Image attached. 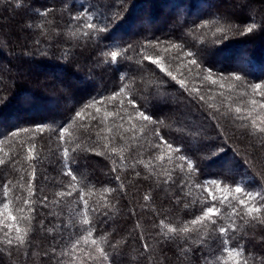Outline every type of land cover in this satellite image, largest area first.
<instances>
[{
  "label": "trees",
  "instance_id": "obj_1",
  "mask_svg": "<svg viewBox=\"0 0 264 264\" xmlns=\"http://www.w3.org/2000/svg\"><path fill=\"white\" fill-rule=\"evenodd\" d=\"M241 1L244 5L234 0H18L19 7L0 3V62L9 60L8 81L0 82V160L4 161L0 164V241L9 230L15 237L14 226H29V220L19 219L21 216H35L31 223L37 227L41 219L46 228L70 219L77 225L76 235L69 239L68 229L63 241L59 234L30 232L26 238L30 243L17 248L14 240L11 254L8 246L0 242V264H56L45 255L50 252L49 246L54 243L56 256L60 257L61 251L72 248L77 238L79 247L62 258L65 264H109L101 261L98 253H93L95 261L88 257V251L95 247L90 242L92 238L97 240V246L106 249L113 264H182L175 244L158 243L163 238L156 236L160 229L153 225L164 220L163 231L167 232L168 227L177 226V219L186 223L200 214L209 198L199 188L185 187L184 192L191 193L187 201L198 198L201 203L177 209L171 197L181 193L171 181L164 182L167 177L160 172L156 155L165 157L164 168L174 169L171 175L178 182H191L187 162L180 160V155H186L195 165L198 182L222 181L215 190L222 214L230 213L229 202L234 203L242 195L235 193L236 186L252 192L264 189V134L252 127L253 119L259 126L264 116V108L260 107L264 104V89L254 92L251 87L264 83V0ZM81 6L95 18L93 23L107 24V32L81 30V25L71 22V16ZM223 6L227 9H220ZM41 12H48L47 17L40 16ZM40 24L42 29L36 27ZM248 28L252 31L248 32ZM84 32H91V36ZM129 45L133 48L126 53L130 59L125 60L121 50ZM112 51L121 53L115 62L111 60ZM105 52L109 55L105 56ZM189 52L194 55L188 56ZM144 56L160 59L165 72L144 60ZM240 58L250 61L244 71L237 70ZM192 59L196 65L189 63ZM169 70L185 81V88L167 76ZM54 73L62 77L46 78ZM236 75L242 79L235 80ZM161 79L165 82L162 85ZM125 85L123 95L109 99ZM128 96L143 105L142 110L164 121L156 125L160 135L181 152L161 144L150 153L139 130L124 131L128 123L115 113L120 111L121 100L127 106ZM173 96L182 102L161 106ZM170 113L180 115L171 117ZM133 123L139 129L142 122ZM120 124L124 128H119ZM151 127L148 126V137H152ZM25 128L27 132L22 131ZM62 128L68 131L60 140ZM152 139L155 143L158 138ZM65 147L78 178L83 174L86 179L72 182L62 175ZM169 156L171 163L167 162ZM150 162L157 166L159 175L146 180L143 177L149 169L145 165ZM136 171L141 173L139 177ZM116 175L121 176L125 187H117ZM45 176L49 179L45 180ZM8 180L12 184L5 199L3 185ZM29 183L35 192L32 197L28 195ZM68 184L73 186L66 187ZM68 191L71 196L58 195ZM145 195L150 199L145 201ZM42 196L48 197L47 207L39 203ZM54 200L58 203L53 204ZM9 202L10 209H4V203ZM93 207L98 211L93 212ZM9 210L18 217L15 222L8 219ZM99 212L108 215H98ZM85 220L91 224H85ZM236 224L247 233L238 240L244 245L239 259L249 258L251 264L254 256L259 262L264 255V225L252 227L240 219ZM188 226L194 234L200 228ZM89 227L93 228V237L85 244L83 236L87 232L81 235V230ZM102 235L107 237V243L101 240ZM145 242L148 252L143 249ZM236 244L233 241L230 245L233 251L238 250ZM217 255L221 257L219 264L224 260L236 264L227 252L218 249Z\"/></svg>",
  "mask_w": 264,
  "mask_h": 264
},
{
  "label": "snow or ice",
  "instance_id": "obj_2",
  "mask_svg": "<svg viewBox=\"0 0 264 264\" xmlns=\"http://www.w3.org/2000/svg\"><path fill=\"white\" fill-rule=\"evenodd\" d=\"M0 3H8L9 6H15L19 7L20 4L18 0H0ZM91 5H89V8ZM243 7V6H242ZM51 11V10H49ZM40 16L47 17L48 12H41L39 13ZM94 17L89 15L88 10L84 8V6H81V8L77 11L76 15L71 16V22H75L78 25H81V30L83 29H90L96 33H105L108 30V25L104 24L103 26H99L95 23ZM28 27H32V25H28ZM38 28H43V25H36ZM248 32L252 31V28L247 29ZM85 36H91V32H84ZM173 47H176V45H173ZM130 48H133L132 45H129L128 48L122 49L121 51L125 53L124 59L128 60L130 57L126 54L128 53V50ZM202 51H204L202 49ZM31 55V52L28 53ZM121 53L117 51H112L110 53L111 60L113 62L117 61L118 56ZM105 56L109 55V53L105 52ZM188 56H193L194 54L192 52L187 53ZM144 60H148L151 64L156 65L159 67L160 72H165V67L161 64V60L158 58H154L152 56H144ZM191 65H196L197 61L195 59H192L189 61ZM250 64V61L246 58H240L238 60V69L239 71H244ZM119 71L120 69L117 68ZM167 76L171 77L172 80L176 81L181 88H185V81L183 79H177L175 75H173L172 71H167ZM207 78H211L210 75ZM242 79L241 76L236 75L235 80L240 81ZM159 83L162 85L165 83L162 79L159 80ZM213 83H216L215 80H213ZM247 87V86H246ZM254 92L260 91L264 89V83H255L251 85ZM127 88V85L121 87L117 93H115L113 96L109 97V99L115 100L117 95H123L125 93V90ZM264 95V92L261 93ZM99 103H103L102 101H98ZM256 101L253 100V104H255ZM92 105H89L91 107ZM261 108H264V104L260 105ZM120 111L116 112V115L120 116L121 120H125L128 123L129 127L124 128L123 124H120L119 128H124L125 132H133L135 133L137 130L141 133V136L144 137L147 141V151L148 152H154L155 150L159 149L161 144H164L167 146L168 149H172L175 152H181V149L174 148V146L164 139L160 135L159 129L156 127V125H162L164 123L163 120H160L156 118L153 114H149L146 110H142L143 105H140L137 103L136 99L132 96H128L127 99V106L124 105L123 100L120 101L119 105ZM130 108L131 111H128L127 109ZM237 112H240V109H236ZM96 112H100V108L96 109ZM123 113V114H121ZM77 115H80V113H77ZM107 115V114H106ZM93 119H96L95 116H93ZM133 121L142 122L139 125V129H137V125L133 123ZM151 127L152 137L158 138L157 142L153 143L152 137L147 136V130L148 126ZM252 127L256 129L257 132L264 134V116L260 117L259 126H257V121L255 119L252 120ZM22 131L27 132L28 129H22ZM67 128H62L59 132V139H64V133L67 132ZM120 136V139H124L123 134L117 133ZM13 135H17V133H13ZM132 139H136L135 136L132 137ZM264 143V141H262ZM78 147V145H77ZM139 147L143 148V145H140ZM72 151H75V148L72 149ZM115 151V150H113ZM97 155H100L99 152L96 153ZM143 153H141L142 155ZM63 158H64V164L61 170V173L63 176L70 177V180L72 182H77L79 180L86 179V177L81 174V176L78 178L76 172L73 170L71 166V157L69 156V149L65 147L63 149ZM123 159V158H121ZM155 160L159 161V169L160 172H162L167 179L164 181L165 183H168L171 181L173 185H175L178 189L181 195L177 196L175 194L172 195L171 199L173 201L174 206L179 209L182 205L183 208L187 209L189 207H195L197 204H200V200L193 199L191 201H187V196H189L191 193H185L184 189L185 187H195L203 190L206 192L207 197L209 198L206 203H204L200 208V214L196 215L191 220L185 222H182L180 219H177L176 227H168L167 232H164L163 229L165 228V221L161 220L159 224H154V229H160L159 231H156V236H160L163 239L158 241V243H163L165 245H172L175 244L177 247L180 255L177 257V259H180L182 261V264H219L221 257L217 255V250L220 249L224 252H227V255L229 258L235 259L236 264H249V258H245L243 261L239 259L243 255L244 251V245L239 244L238 240L243 239L245 236H247V233L244 232V229L242 227L237 226L236 220H244L245 225L251 224L252 227H255L256 225H264V189H261L259 191H248L246 188L241 186H236L234 188L235 193L242 194L240 195L236 201L229 202V206L231 207V212L228 214H222L219 211L218 202L216 200L215 190L219 189L222 185V181L218 179H208L204 183H200L197 180V176L195 175L197 173V168L192 163V161L186 156V155H180L179 159L187 162V175L191 178V182L188 180H180L179 182L176 181L171 173L174 171V169L169 170L164 168V162L165 157L163 155H156L154 157ZM172 158L171 156L168 157V163H171ZM4 161L0 160V164H3ZM115 163V162H114ZM146 169L148 170L147 175H145L144 179H149L152 176H158L159 172L156 171L157 166L152 165L151 162L149 164L145 165ZM133 169H135V166L133 165ZM113 172H116V167L112 168ZM181 172H183V168H181ZM135 175L139 177L141 175L140 172L136 171ZM33 179H35V174L33 173ZM45 180H48L49 178L47 176L44 177ZM115 180L118 182V188L125 187L124 182L121 179L120 175L115 176ZM59 182V181H57ZM129 183H132V181H129ZM205 183L208 185V187H205ZM12 184L11 180H8L7 183L3 185V196L5 199H7L9 195V186ZM73 185L68 184L66 187L71 188ZM117 189H112V191H116ZM43 191V189H41ZM28 195L29 197H32L35 195V192L33 190L32 184L29 183L28 185ZM59 196H71L72 192L68 191L65 192H59ZM81 200H83V196L80 197ZM145 201L149 200L150 197L148 195H145L144 197ZM223 198H221L222 200ZM48 200L47 196H42L39 203L43 207H47V203H45ZM28 201H25V204H27ZM53 204L58 203V201H52ZM84 206L87 208L88 204L87 201H84ZM242 206L243 210H241L240 207ZM105 208L108 207L107 204L104 205ZM227 207V206H226ZM4 209H10V202L4 203L3 205ZM31 212H35V208H29L28 209ZM23 211V209H21ZM93 212H97V208H92ZM167 211V210H165ZM2 215V213H0ZM50 215H57L56 213H50ZM98 215L107 216V212H99ZM247 217V219H246ZM8 219L15 222L18 217L13 215L12 212L8 211ZM19 219L29 220V226L25 229H21L18 226H14L15 230V237L11 234V230L6 231L4 233V239L3 241H0L2 243H5L8 246L9 254H11V247L14 244V240L17 242L16 246L19 248L20 245H24L25 243H30V240L26 239L29 236L30 232L40 231L41 233L47 232L50 235L55 233L59 234L60 239L63 241L64 239V232L68 229H71V231L68 232L69 239H71L74 235H76V227L77 225L72 222L70 219L68 223H58L55 224L53 228H46L44 220H39L38 227L33 226L31 221L35 220L36 217H28L25 218L23 216L19 217ZM85 224H91V221L85 220ZM188 225H200V228L195 230V234L193 233V230ZM5 228H8V225H3ZM86 231L87 236H83L85 244L89 242V238L93 237V228L89 227L88 229H82V233ZM55 240V236L53 237ZM140 239L143 240L144 236L141 235ZM101 240L107 243V237L101 236ZM233 241H237L236 248L238 250L233 251L232 247L230 246ZM91 244L94 247L93 250L88 251L87 255L89 258H91L93 261L97 259V257L93 254L98 253L99 259L101 261H108L109 264H113L111 261V258L106 251V249L103 246H97V240L95 238L91 239ZM80 239L77 238L73 244L72 248H70L67 252L61 251L60 257L56 256V248L55 244L50 245V252L46 251L45 255L49 256L50 260H55L56 264H65V261L62 259L64 256L69 255V253H75L76 249L79 247ZM119 243V242H117ZM67 245L65 244V247ZM110 247L116 248V244H110ZM144 252L149 251V245L147 242L143 244ZM151 258V257H150ZM251 264H264V255L261 256V259L259 262L256 261L255 257H251ZM223 264H228L227 260L223 261Z\"/></svg>",
  "mask_w": 264,
  "mask_h": 264
},
{
  "label": "rangeland",
  "instance_id": "obj_3",
  "mask_svg": "<svg viewBox=\"0 0 264 264\" xmlns=\"http://www.w3.org/2000/svg\"><path fill=\"white\" fill-rule=\"evenodd\" d=\"M233 1V0H232ZM234 1H238V2H241L242 3V5H244V3H243V1H241V0H234ZM220 9H227V7H221ZM229 9V8H228ZM250 12V11H249ZM248 12V13H249ZM247 13V12H246ZM20 30V29H19ZM162 30V29H161ZM21 31H18V35H21L22 36V34L20 33ZM9 64V60H6V61H2V62H0V66H1V70H0V76H1V79H0V82L1 81H4L5 79H7V72H6V65H8ZM53 76V77H52ZM61 78L62 76H61V74H59V73H54V75L53 74H51V76H47L46 78L47 79H51V80H53L54 78ZM6 81H8V79L6 80ZM182 101L181 100H179V99H177V97L176 96H173V97H171L170 98V100L169 101H167V102H165V103H162L161 104V106H166V105H170V106H175V105H177V104H179V103H181ZM158 106V105H157ZM170 115H171V117H175V116H179V115H176V113H175V115L173 114V113H170ZM182 115V114H181ZM187 121H188V119H187ZM200 144V143H199ZM196 145H194V144H192V147L194 148ZM98 169L100 170L101 169V165H98ZM215 169V168H214ZM101 172H103V171H101ZM131 260L134 262L135 261V258H134V256H132L131 257Z\"/></svg>",
  "mask_w": 264,
  "mask_h": 264
}]
</instances>
